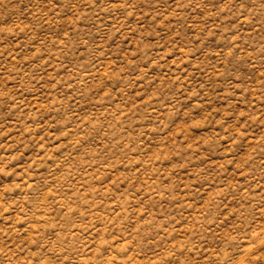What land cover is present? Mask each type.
Returning <instances> with one entry per match:
<instances>
[{
  "label": "rangeland",
  "instance_id": "1",
  "mask_svg": "<svg viewBox=\"0 0 264 264\" xmlns=\"http://www.w3.org/2000/svg\"><path fill=\"white\" fill-rule=\"evenodd\" d=\"M0 264H264V0H0Z\"/></svg>",
  "mask_w": 264,
  "mask_h": 264
}]
</instances>
